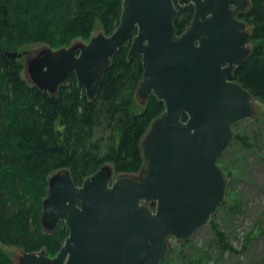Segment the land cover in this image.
<instances>
[{"label": "water", "instance_id": "water-1", "mask_svg": "<svg viewBox=\"0 0 264 264\" xmlns=\"http://www.w3.org/2000/svg\"><path fill=\"white\" fill-rule=\"evenodd\" d=\"M176 1V2H175ZM195 14L181 33L178 6ZM250 0H122L120 21L93 34L25 53V79L51 95L72 73L96 96L113 56L129 39V57L142 55L136 99L164 101L141 138L137 173L110 163L77 184L68 168L54 172L43 200L44 230L63 220L69 234L58 253L20 250L18 264H161L173 239L188 242L210 223L226 199L220 158L235 138V124L257 116L260 100L235 69L251 53V33L239 15ZM21 57L23 52H8Z\"/></svg>", "mask_w": 264, "mask_h": 264}, {"label": "trees", "instance_id": "trees-1", "mask_svg": "<svg viewBox=\"0 0 264 264\" xmlns=\"http://www.w3.org/2000/svg\"><path fill=\"white\" fill-rule=\"evenodd\" d=\"M250 1L239 18L251 33V53L234 75L264 104V0ZM177 8L175 25L181 33L195 10L193 4ZM121 12L122 0H0V264H15L5 246L29 252L45 248L54 256L67 238L63 220L52 232L42 224L43 200L54 172L68 168L81 184L106 163L117 173H137L142 166L141 138L165 103L154 94L144 105L136 99L143 62L142 55L129 57L132 38L113 56L92 99L75 73L57 94L42 91L25 79L21 58L8 54L31 42L60 48L77 39L89 41L98 20L110 35ZM235 141L244 148L251 145L246 133L236 132L229 148ZM239 208L230 207L228 213ZM215 215L210 223L221 245L235 251ZM168 253L161 264H178ZM202 262L200 257L185 264Z\"/></svg>", "mask_w": 264, "mask_h": 264}, {"label": "rangeland", "instance_id": "rangeland-1", "mask_svg": "<svg viewBox=\"0 0 264 264\" xmlns=\"http://www.w3.org/2000/svg\"><path fill=\"white\" fill-rule=\"evenodd\" d=\"M101 31L102 22L98 20L92 34ZM41 43L18 45V52H23L21 61L24 62L26 52L31 53ZM235 130L248 134L251 145L244 148L235 141L220 158L219 164L228 179L227 203L215 213L217 224L226 232L235 251L221 245L209 223L183 245L172 241L168 258L174 263L185 264L202 257V264H264V104H260L256 117L241 120ZM230 207L240 208L229 214ZM4 248L12 256L18 252L10 246Z\"/></svg>", "mask_w": 264, "mask_h": 264}, {"label": "bare ground", "instance_id": "bare-ground-1", "mask_svg": "<svg viewBox=\"0 0 264 264\" xmlns=\"http://www.w3.org/2000/svg\"><path fill=\"white\" fill-rule=\"evenodd\" d=\"M23 75H24V73H23ZM24 77H25V75H24ZM11 247H13V248H15L16 250H18V252L21 250L20 248L15 247V246H11ZM18 252L15 254V256H12V258H13L15 264H18V263H16V261H15V257H16V255L18 254Z\"/></svg>", "mask_w": 264, "mask_h": 264}]
</instances>
